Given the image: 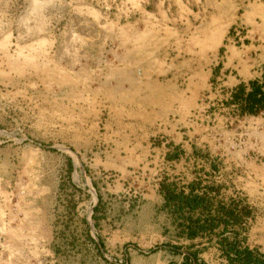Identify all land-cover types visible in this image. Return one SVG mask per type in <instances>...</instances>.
<instances>
[{"label":"rangeland","instance_id":"obj_1","mask_svg":"<svg viewBox=\"0 0 264 264\" xmlns=\"http://www.w3.org/2000/svg\"><path fill=\"white\" fill-rule=\"evenodd\" d=\"M143 1L0 0V264H179L182 255L187 264L190 249L229 264L212 233L173 231L155 188L161 176L217 182L221 169L240 176L217 195L236 194L248 208L235 236L264 252L262 120L195 112L194 91V139L214 167L164 156L157 136L144 134L155 88L177 75L146 70L185 61L178 29L140 14ZM226 28L235 36L239 26ZM240 149L254 165L239 169ZM217 151L238 168L218 172Z\"/></svg>","mask_w":264,"mask_h":264},{"label":"crops","instance_id":"obj_2","mask_svg":"<svg viewBox=\"0 0 264 264\" xmlns=\"http://www.w3.org/2000/svg\"><path fill=\"white\" fill-rule=\"evenodd\" d=\"M146 2L147 5L144 0L137 6L140 14L142 12L146 16L151 15L153 24L158 22L165 25L171 22L173 27L178 29L176 34L183 48L180 57L185 61L165 64L158 68L152 67V69L148 67L146 70L150 73L159 71L177 73V75L164 76L160 86L155 88L154 104L146 109L151 110L153 116L146 119L150 125H146L144 134L153 133L157 136L155 143L161 152L168 150L166 147L171 144H176L179 147L178 152L176 151L177 157L179 153L197 157L190 152L191 147L200 149L198 145L203 144L201 139H194L199 138L200 135L198 132L194 133L192 127L196 90L202 92L198 101L195 100V112L200 109L201 112L198 113L211 116L217 114V119L232 116L234 120H262L264 123V117L259 115L264 107L257 108L254 112L236 113L233 101L228 99V92L236 82L258 77L260 63L264 59V0H148ZM171 3V8L175 9L173 12L166 10ZM233 8L237 9L235 13ZM152 13H159L160 21ZM146 16L142 19L145 20ZM137 19L141 17L138 16ZM232 20L239 26L235 36H232L226 28ZM177 76L180 78L177 79ZM229 113L232 115L230 116ZM238 151L242 153L239 169L242 165L246 167L254 165L255 161L248 155L244 156L242 149ZM243 151L247 150L244 148ZM208 152L206 154H209ZM216 155L217 170L238 168L237 162L229 160L225 152L217 151ZM203 164L207 167L208 163H202L201 167ZM224 171L221 169L223 178L217 181V188L219 185L239 182L236 180L237 176H240L237 170H229L228 173ZM245 175L248 176V173ZM204 264L210 263L204 260Z\"/></svg>","mask_w":264,"mask_h":264},{"label":"trees","instance_id":"obj_3","mask_svg":"<svg viewBox=\"0 0 264 264\" xmlns=\"http://www.w3.org/2000/svg\"><path fill=\"white\" fill-rule=\"evenodd\" d=\"M228 99L233 101L236 113L254 112L264 107V59L257 79L236 82L228 92ZM171 146L170 150L163 151L164 156L176 155L179 147L176 144ZM190 152L214 167L212 158L203 150L191 147ZM216 183L211 180L201 182L197 175L180 183L163 176L157 179L155 188L160 195V204L172 218L173 231L185 238L201 234L209 237L212 233L224 263L264 264V252L241 243L235 236V225L247 214V205L240 202V196L236 194L217 195ZM186 253L191 257L187 264H204L202 260L194 259L191 249ZM183 257L178 260L179 264L186 262Z\"/></svg>","mask_w":264,"mask_h":264},{"label":"built area","instance_id":"obj_4","mask_svg":"<svg viewBox=\"0 0 264 264\" xmlns=\"http://www.w3.org/2000/svg\"><path fill=\"white\" fill-rule=\"evenodd\" d=\"M234 33H236V29H234Z\"/></svg>","mask_w":264,"mask_h":264},{"label":"bare ground","instance_id":"obj_5","mask_svg":"<svg viewBox=\"0 0 264 264\" xmlns=\"http://www.w3.org/2000/svg\"><path fill=\"white\" fill-rule=\"evenodd\" d=\"M5 55H7V54L5 53Z\"/></svg>","mask_w":264,"mask_h":264}]
</instances>
